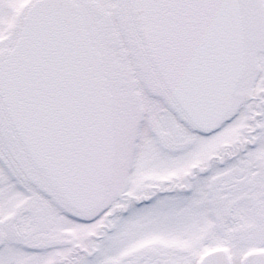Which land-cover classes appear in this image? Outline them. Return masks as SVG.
Segmentation results:
<instances>
[{"label": "snow or ice", "instance_id": "6c2138e0", "mask_svg": "<svg viewBox=\"0 0 264 264\" xmlns=\"http://www.w3.org/2000/svg\"><path fill=\"white\" fill-rule=\"evenodd\" d=\"M0 264H264V0H0Z\"/></svg>", "mask_w": 264, "mask_h": 264}]
</instances>
